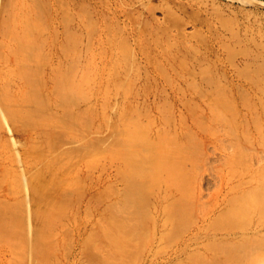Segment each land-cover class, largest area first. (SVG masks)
<instances>
[{
    "label": "rangeland",
    "instance_id": "374dc122",
    "mask_svg": "<svg viewBox=\"0 0 264 264\" xmlns=\"http://www.w3.org/2000/svg\"><path fill=\"white\" fill-rule=\"evenodd\" d=\"M17 10L24 25L51 26L44 52L72 65L56 94L82 112L63 130L65 110L46 96L57 149L33 168L69 157L41 175L34 203L21 153L41 155L54 133L32 143L0 120V193H16L6 264H202L198 120L264 108V0H0V18Z\"/></svg>",
    "mask_w": 264,
    "mask_h": 264
},
{
    "label": "bare ground",
    "instance_id": "6f19581e",
    "mask_svg": "<svg viewBox=\"0 0 264 264\" xmlns=\"http://www.w3.org/2000/svg\"><path fill=\"white\" fill-rule=\"evenodd\" d=\"M20 17L17 10V14L6 11L0 18V120L9 132L26 136L27 141L48 143L39 138L54 133L52 127L57 126L46 118L50 107H54L46 100L50 90V99L59 100L65 110L61 115L49 114L61 119V129L67 130L69 124L77 122L82 109L73 104L68 92L60 90L56 94L57 79L72 78V65L55 62L49 57L50 50H46L48 55L44 52L55 47L51 26L48 29L38 24L24 25ZM198 126V214L193 233L201 250V263L264 264V108L213 107L200 116ZM57 143L55 139L37 157L21 153L25 174H29L30 203L42 195L37 192L41 175L63 168V160L69 157L63 156L67 151H61L45 162L41 170H34L51 147L57 149ZM3 168L9 171L7 163ZM5 184L4 176L0 185ZM15 196L12 189L0 193V231L4 224L12 222L14 208L9 203ZM153 220L151 215V223ZM2 233L0 264H6L10 261L13 236L11 231Z\"/></svg>",
    "mask_w": 264,
    "mask_h": 264
}]
</instances>
